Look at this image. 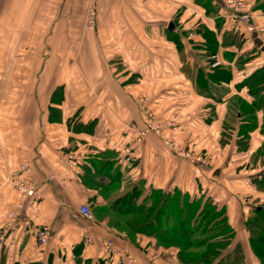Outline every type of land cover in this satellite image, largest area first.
<instances>
[{
	"label": "crops",
	"instance_id": "1",
	"mask_svg": "<svg viewBox=\"0 0 264 264\" xmlns=\"http://www.w3.org/2000/svg\"><path fill=\"white\" fill-rule=\"evenodd\" d=\"M207 1L96 0L98 25L89 30L90 0H0V58L9 63L2 71L25 81L36 77L35 87L18 82L5 85L4 92L33 87L38 93L36 99L8 95L2 100L4 107L16 110L0 116V264H107V240L143 264H177L176 256L153 260L148 250L156 238L124 224L136 214L125 213L116 201L138 184L144 193L141 201L152 189L179 190L225 207L236 232L227 252L240 244L246 264H260L246 223L264 201V191L254 182L264 171V88L252 93L260 83L241 82L264 59L245 64L242 77L225 83L223 94L217 90L223 86L211 84L208 91L200 87L207 52L199 45L206 30L198 26L191 34L186 27L194 23L183 13L180 20L170 17L192 5L197 17L204 18L200 23L208 22L206 27L221 42L224 31L216 20L225 10L224 0ZM204 3L218 14L216 19ZM209 66L204 67L207 73ZM55 91L58 99L53 98ZM141 99L158 118L176 116L180 127L150 133L137 167L129 172L124 147L146 127ZM228 123L251 124L246 151L238 149L244 136L235 130L226 134ZM186 146L211 154L209 163L178 156ZM67 153L78 157L71 167L60 163ZM25 162L39 198L26 199L22 214L12 221L10 213L20 196L9 180ZM83 205L90 206L93 220L81 214ZM42 225L52 229L45 248L37 239ZM85 228L94 240L90 245L84 242ZM112 260L119 264L116 255Z\"/></svg>",
	"mask_w": 264,
	"mask_h": 264
},
{
	"label": "trees",
	"instance_id": "2",
	"mask_svg": "<svg viewBox=\"0 0 264 264\" xmlns=\"http://www.w3.org/2000/svg\"><path fill=\"white\" fill-rule=\"evenodd\" d=\"M203 2H208V1L203 0ZM208 3L206 4L204 3L207 9L206 11L208 13H212L213 12L212 7H209ZM256 11H261L262 14H264V2L257 6ZM217 21L221 24L222 27H224V30L227 29V31L224 34H229L228 38L230 42L229 44H225L224 48L228 49L231 47L234 48L238 47L239 50L240 46H242V43H244V47L246 46L247 49L249 48V51L255 50L249 56V58H246L245 60L242 61L243 68L244 65L247 64L251 59L263 55L264 52L262 51V47L264 43L258 40V38L254 34L248 32L244 26H238L236 29H233L232 31V29L228 30L229 21L227 19H224V17L221 16L217 18ZM205 34L207 36L208 43L207 42L203 43L202 46L199 45V47H204L208 49L209 51L208 54H211L210 56L215 55L218 52L217 51L218 44H220L221 42L219 41L214 31L206 30ZM232 35H234L236 38L234 39ZM224 53H226V56L230 59L229 63L235 59L234 50L225 51ZM243 54L244 53H242L238 57V59L241 56H245ZM262 57H264V55ZM232 63L235 64V62ZM222 64L223 62L220 65H218L219 67L218 66L214 67L211 70V72L207 73V75H204L205 78L202 77L203 83L205 84L204 87L202 86L204 90L206 91L210 90V86H212L211 84L217 85V83L219 82L221 85H225V83L228 84L233 81L234 68H230L231 70H229V67L227 69ZM218 70H220L221 72L219 71V73H217ZM256 75L259 76L255 77ZM250 79L252 84H256L257 80H259L258 83H260L261 85L257 89L253 87L250 90L252 93L258 92L262 88H264V65L261 66L258 70H256L251 76L246 78V80H243L241 83L242 84L247 83V81L249 83ZM245 105L247 104L244 102L240 105L243 106L242 107L243 112L245 110L244 109ZM243 112L240 108L239 113H241L242 116H243ZM160 119L175 120L177 122L175 127L169 128L165 131H170L172 129H177L180 127L178 123V119L175 117H170L168 119L162 117ZM230 124L231 123H228V125L226 124V126L228 127L227 129H231L229 127ZM249 125L251 124H245L240 126L241 129L239 135L241 134L244 137L242 138L243 140L240 139L242 141L238 145L239 151H246L249 147V139H250L249 131H251V127ZM233 130H236V127L231 129L232 132ZM232 132H227L226 134L230 136ZM128 143L129 142L127 141L126 145ZM185 148L195 151V149L191 146H186ZM202 152L203 151H200L198 153L204 154L205 156L211 158V154L207 152L206 153H202ZM261 153H264V150H262ZM139 156L140 155H138V159L135 166L131 168L129 172H133L137 167ZM133 175L134 174H131L132 177ZM254 182L257 184L259 189L264 191V171L259 176V178H257ZM154 191L162 193L166 197L164 201H162V203L157 204V202L159 201L158 199L157 202L154 204V206L147 207L148 206L147 203L151 197L149 195ZM0 193H1V188H0ZM179 194H181L182 197H180L181 195ZM142 196H143V189L141 188L140 184H138L135 185L130 190V192H128L127 194H125L123 197H121L116 201V203L120 204L119 206L120 209L123 210L125 213H134L146 220L145 222H142L137 218V220H135L136 222H130L138 232L153 236L156 239L161 240L163 242H174L178 245L181 244L185 247L192 249L198 250L202 248H208L210 253L209 251L206 252V256H205V251H204V254L202 256V259L206 258L208 261L211 260L209 258L210 255L211 258H215L218 252L221 253L223 252L222 254L223 258L217 264H246V254L244 252L242 245L238 244L233 250L227 252L230 244L235 239L236 232L228 222V217L226 215L225 207H219L214 203V201L211 198L205 199L204 196L200 198L192 199V197L189 194L182 193L179 190H176L174 193H165L161 190L152 189L149 192V194L143 199V201H141ZM179 198L181 199V201H179ZM115 204L113 205L114 207L117 206ZM202 205L204 206L201 207ZM252 224L260 225V227L264 228V201L254 207L253 215L248 219L246 225L248 228H250ZM221 242L223 243L227 242V244L225 246L220 245L221 247L219 248L218 244L219 243L221 244ZM250 244L254 256L259 260L260 264H264V229H262V231L256 235H251ZM40 247L45 248V246H41V245ZM106 257L108 259L107 264L108 263L113 264L114 262L112 260L113 256H106ZM190 257L191 260L186 258L185 255H183V253L179 254V259L183 264L202 263L201 261L196 260L197 259L196 254Z\"/></svg>",
	"mask_w": 264,
	"mask_h": 264
},
{
	"label": "built area",
	"instance_id": "3",
	"mask_svg": "<svg viewBox=\"0 0 264 264\" xmlns=\"http://www.w3.org/2000/svg\"><path fill=\"white\" fill-rule=\"evenodd\" d=\"M236 0H224L225 6V17L229 21L230 29H236L238 26H244L246 30L252 34H254L258 40H264V31L258 25V20L260 17H256L252 15L250 11H248L243 5H237ZM98 23V10L96 7V0H90V5L88 7L86 13V27L90 29H96ZM214 57V66H218L216 64H221L220 58ZM145 109L146 115V127L142 131H139L136 135V139H133L124 147V162L126 167L131 169L135 166L138 155L143 144L144 139L150 134H161L163 131L173 128L176 126L177 122L175 120H164L158 118L156 114L153 112V109L146 108L145 101L140 100ZM177 155L188 159L196 164H208L210 160L206 159L202 154L190 150V149H182L177 151ZM61 158V164H65L67 167H71L73 163L78 160V157L73 153H67ZM9 183H11L12 188L19 194L20 200L16 203V208L10 213V218L12 221H15L20 217L24 208H25V200L26 199H38L39 198V190L38 185L35 182L34 177L29 172V164L25 162L20 165L18 172L13 175ZM81 214L89 219L93 220L94 215L90 206L83 205L80 208ZM52 236V229L49 226L42 225L37 230V239L41 246H46L50 238ZM84 242L88 245L93 243V237L89 234V230L87 228L83 231ZM104 254L107 256L118 257L119 264H143L140 260L136 259L132 253H126L117 251L115 249L114 242L111 240H107L103 244Z\"/></svg>",
	"mask_w": 264,
	"mask_h": 264
},
{
	"label": "rangeland",
	"instance_id": "4",
	"mask_svg": "<svg viewBox=\"0 0 264 264\" xmlns=\"http://www.w3.org/2000/svg\"><path fill=\"white\" fill-rule=\"evenodd\" d=\"M235 2L237 3V5H243L248 11L251 12L252 15H255L256 17L257 16L260 17L259 19H257L258 20V25L264 31V14H262L261 11H256L257 6L260 5V4H262L264 2V0H236ZM193 9L194 8H193L192 5H189L188 7L185 6L182 11H179V12L175 11L174 13H172L171 14L172 17H170V18L171 19H174V20L175 19L176 20H180L179 16L183 13V16H185L186 19L190 23H194V24H191V27H186L187 24L185 25L186 28H189L191 34L193 32L191 30V28L192 29H196L198 26L203 27L207 31H211V30H208V27H206L208 25V22L205 21V22H201L200 23V21L202 19H204V18L203 17L200 18V16L197 17L196 11H194ZM221 12H222V17H224V19H227L225 17L224 11L221 10ZM210 14L212 15L211 18H214L215 17V19H216L217 15H218V14H216V16H214L212 13H210ZM203 23H204L205 26H202ZM97 25H98V23H97ZM223 28H222V32L224 31V33H225L227 31V29L224 30ZM88 29L89 30H96L97 27H96V29H90V28H88ZM228 30H230V27L229 26H228ZM228 35L229 34H224L223 38L221 39V43L218 44V47H217V51L218 52L215 54V56L217 58H220L221 63L223 62L222 65H224V67H226L227 69H228V67H229V70H231L230 68H234V70H233L234 71L233 80L235 79V77L237 75H239V78H238V80H239L242 77V74L241 73H243V70H244V68L242 66L243 65L242 64L243 63L242 61L245 60L246 58H249V56L255 50L249 51V48L247 49L246 46L244 47V43H242V46H240L239 50H238V47H235V48L234 47H231V48H228V49L227 48H221L222 46L224 47L225 44H229L230 40L228 38ZM203 36L206 37L205 39L203 37V40H205L208 43V39H207L206 34H204ZM232 37L234 39L236 38L234 35H232ZM205 41H204V43H205ZM261 41H262V43H264V40L263 39ZM203 50H205L207 52V56H204V58L201 60L202 70H201V72L199 74V80H200V84H201V85L200 84L199 85H200L201 88H203L204 85H205L203 83L202 77H204V75H207V72L204 70V67L207 69V67L210 65L209 66L210 70H212L214 67H216V66H214L215 63H216V62H214L215 61L214 60V57H213L214 55L210 56L211 54H208L209 51L206 48H204ZM229 50H234L235 51V59H234L235 61L233 60L230 63H229V60L230 59L226 56V53H224L225 51H229ZM165 52L166 53H170V50H166ZM198 52H203V51L200 49ZM242 53H244L243 55H245V56H241L238 59L239 55H241ZM263 55H264V53H263ZM263 55H261V57ZM236 59H237V61H236ZM263 59H264V57H263ZM232 62H235V64L233 63L234 65H231ZM216 65H219V64H216ZM4 67H9L8 60L1 59L0 58V116L9 115L13 110H16V109H11V108H6V107H4L2 105L3 104V101L2 100L6 96L9 95V97H11L10 99H36L38 97V93L33 90L34 89L33 87L28 92L27 91H17V90H14V91H17V92H13V91H10L8 93L7 92H4V86L5 85H6V87H8L11 84H13V85L17 84L18 82H20L22 84H24V83L26 84V83H29L30 82V83H32V85L34 84V87H35V84H36V82H35V78L36 77H31V81H30V78L29 77H26V81H25L23 76L22 77L6 76L4 74L6 71L5 72L2 71V69ZM219 71L220 70H218L217 73H219ZM248 77L249 76L247 75V78ZM254 80H255V78H254ZM258 81L259 80H257V82ZM217 85L218 86H223L222 88L217 87L218 92H220V93L223 94L225 92V85H221L219 82L217 83ZM10 90H12V89H10ZM53 98H57V99L59 98V95L57 94L56 91L54 92ZM12 114L14 115L15 113H12ZM236 114H238V113H236ZM171 117H175L176 118V116H171ZM229 127L231 129H233L234 128V124L231 123ZM231 129H227L228 132H232ZM240 129H241L240 126L237 125L236 126V130H235V135H238L240 133ZM242 140L238 141V145H239V143ZM261 155H262V153H261ZM202 156H204L206 159L210 160V158L207 157V156H205L204 154H202ZM262 156L264 158V155H262ZM253 160H252V162H253ZM263 165H264V159H263ZM143 195H144V193H143ZM179 195H181V194H179ZM149 196H151V197H150V200L147 203V205H148L147 207L154 206V204L157 202L158 199H159V201L157 202V204L158 203H162V201H164V199L166 197L164 194L159 193L157 191L152 192ZM176 196H178V195H176ZM180 197H182V195ZM179 201H181L180 198H179ZM203 206L204 205H202L201 207H203ZM206 207H207V205H206ZM137 218H138V220H141L142 222H145L146 221L145 219H143L141 216H138V215H133V216L127 217V219H125L123 221H124V224H128L130 222H136L135 220H137ZM116 221H118L119 223H121L122 219L116 218L115 222ZM250 229L252 230V233H253L252 235H256L259 232H261L262 229H264V228L263 227H260V225L252 224L250 226ZM226 244H227V242H224V243L221 242V244L220 243L218 244V247L220 248L221 247L220 245L225 246ZM151 245L152 246H151L150 250H148V251L151 254L152 259L153 260H157V261L158 260L165 261V260H168V259H172L173 260V258H175V256H176V258H177V262L176 263L177 264H183L181 262V260L179 259V254H181V253H183V255H185V257L188 258V259H190V260H191V257L190 256L196 254V256H197V259L196 260L201 261L202 262L201 264H217L223 258V256H222L223 252L222 253L221 252H218V254L215 256V258H211V255H210L209 258L211 260H209V261L206 258H203L202 259V256L204 254V251H205V256H206V252L209 251L208 248H202V249H198L197 250V249H192V248L185 247V246H183L181 244L178 245V244H176L174 242H163V241L158 240V239H152ZM209 253H210V251H209ZM134 257H136V256L134 255ZM136 259H138V258L136 257Z\"/></svg>",
	"mask_w": 264,
	"mask_h": 264
},
{
	"label": "water",
	"instance_id": "5",
	"mask_svg": "<svg viewBox=\"0 0 264 264\" xmlns=\"http://www.w3.org/2000/svg\"><path fill=\"white\" fill-rule=\"evenodd\" d=\"M173 26H174V24L171 23V24H170V27L172 28ZM262 51L264 52V45H263V47H262Z\"/></svg>",
	"mask_w": 264,
	"mask_h": 264
}]
</instances>
